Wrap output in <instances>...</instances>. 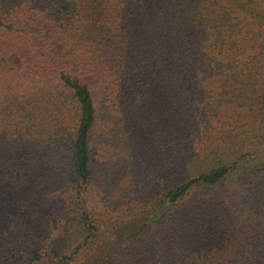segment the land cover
<instances>
[{"label": "trees", "instance_id": "16d2710c", "mask_svg": "<svg viewBox=\"0 0 264 264\" xmlns=\"http://www.w3.org/2000/svg\"><path fill=\"white\" fill-rule=\"evenodd\" d=\"M0 264H264V0H0Z\"/></svg>", "mask_w": 264, "mask_h": 264}, {"label": "rangeland", "instance_id": "374dc122", "mask_svg": "<svg viewBox=\"0 0 264 264\" xmlns=\"http://www.w3.org/2000/svg\"><path fill=\"white\" fill-rule=\"evenodd\" d=\"M96 100L99 102L101 98L103 97V93L100 91H97L95 94Z\"/></svg>", "mask_w": 264, "mask_h": 264}]
</instances>
